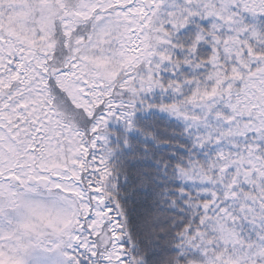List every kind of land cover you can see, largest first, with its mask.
<instances>
[{
    "label": "snow or ice",
    "instance_id": "snow-or-ice-1",
    "mask_svg": "<svg viewBox=\"0 0 264 264\" xmlns=\"http://www.w3.org/2000/svg\"><path fill=\"white\" fill-rule=\"evenodd\" d=\"M0 264H264V0H0Z\"/></svg>",
    "mask_w": 264,
    "mask_h": 264
}]
</instances>
